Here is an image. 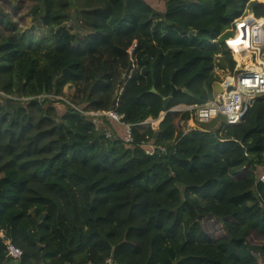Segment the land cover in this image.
Wrapping results in <instances>:
<instances>
[{
  "label": "trees",
  "instance_id": "obj_1",
  "mask_svg": "<svg viewBox=\"0 0 264 264\" xmlns=\"http://www.w3.org/2000/svg\"><path fill=\"white\" fill-rule=\"evenodd\" d=\"M71 4L0 0V264H264V96L215 129L169 111L212 99L217 69L233 75L226 40L250 10L232 45L257 54L239 75L264 72V0H96L75 15L85 34L67 36ZM67 85L129 124L168 112L127 143L60 112Z\"/></svg>",
  "mask_w": 264,
  "mask_h": 264
},
{
  "label": "built area",
  "instance_id": "obj_2",
  "mask_svg": "<svg viewBox=\"0 0 264 264\" xmlns=\"http://www.w3.org/2000/svg\"><path fill=\"white\" fill-rule=\"evenodd\" d=\"M250 15L255 17L253 13L249 14V16ZM249 16L237 23L238 31L240 33L241 32L243 33V31H245L247 37L250 34L248 27H250L252 20H254L251 19L250 21H248ZM233 37L227 39L226 43L232 50H235V48L232 45ZM258 39L260 41L258 42L257 50L259 52V55L260 54L263 55L262 47L264 45V36H259ZM252 54H253L252 57L256 59L257 57L256 52H252ZM233 78L235 80V84L224 87L222 92L214 91L213 98L208 100L207 102L184 106V108H180L179 110L191 111L193 114L192 118L194 119V121H196L197 125L203 123H211L212 121L218 118L220 120H218L216 125H220L221 123H227V124L240 123L243 120V117L245 116L249 107L254 102V100H256L258 97L264 96V72L262 73L258 70H251L242 75H239V73H237V75ZM101 113L102 111H97L92 114L98 115ZM106 114L111 119H114L120 122L121 124L125 125L126 135L124 140L127 143H131L134 139L132 135L133 126L143 127L150 124L149 122H151L150 119L149 120L147 119L137 124H129L124 122L122 120L123 116L118 115L115 111L111 110L108 111ZM188 123L189 120L183 124V127L192 128L188 126ZM105 135L109 138H112L110 135L106 134V132ZM146 147H147V152L150 154H154L157 149V147H155V145H153L152 143L146 144ZM158 149H160L161 151L165 150L164 147H158ZM257 180L259 182L264 183V167L257 174ZM9 251L10 254L14 257H19L22 254L21 250L13 246L9 247Z\"/></svg>",
  "mask_w": 264,
  "mask_h": 264
},
{
  "label": "rangeland",
  "instance_id": "obj_3",
  "mask_svg": "<svg viewBox=\"0 0 264 264\" xmlns=\"http://www.w3.org/2000/svg\"><path fill=\"white\" fill-rule=\"evenodd\" d=\"M95 1L96 0H93L91 2H89V0H87V1L86 0H72L71 10H70L71 19L69 21L65 22L62 25L67 36L75 34V33L78 36H83V34H85L84 30L80 27V24H79L78 20H76V16L75 15H76V12H79L81 9H85L87 7V5L94 4ZM145 1L150 3V5L155 10L165 11V9H166V0H145ZM2 5H4L6 8L11 9L10 6H9L8 1H3ZM249 14H250V11H248V13L244 17V19L246 17H248ZM27 21H28L27 26H29L33 22V20L31 18H28ZM237 30H238V28H237V24H236L235 29H234V35H233L234 37L236 36V31ZM64 39H65V35H64ZM226 46L232 51V55H233L234 59L237 61V66H236L237 68L239 66H242L243 69H246V68H249L250 65L257 66V57H256V59L254 57H252L253 54H252V52H250L248 50L249 48H247V50L249 51V57L250 58L247 61L245 60L247 62V64H246L244 60H241L243 58L241 52H240V57H237L235 55V51L232 50L228 46L227 43H226ZM262 50L264 51V48H262ZM260 57H261L262 60H264V54L263 55L260 54ZM218 58H221V54L218 55ZM251 69H253V68H251ZM216 71L220 75V78L223 80L222 81L223 83L226 82L227 78L230 79L232 77H235L236 74H237V73L236 74L233 73V75H228V76L225 77V74H223V72L220 69H217ZM243 71H245V70H243ZM234 72H235V70H234ZM232 81L235 82L234 78H233ZM76 90H77V87L67 85L65 87V89H64V96H62V97H54L56 99H60L59 102L55 103V105L57 106L59 111L60 112L66 111V108H68L69 106L70 107H75V108L81 110L84 114L88 115L90 117V119L96 121V123L100 126L101 130L106 132V134L110 135L113 138L121 137L122 139H124L125 135H126V127H125V125L121 124L120 122H118V121H116L114 119H111L109 116H107L106 113L108 111H102L101 114L95 115V114H92V113H95L97 111H92V110L91 111H88V110L86 111V110H84L83 107H84V105H86L85 103L84 104L81 103L83 105H81V104L78 105L77 104V102L81 99V93H76ZM79 94H80V96L77 98V95H79ZM184 106H186V105L177 106L175 109L184 108ZM164 114H165V111H163L160 114V116L162 115V118H163ZM150 120H151V122H149L150 124L146 125V127H151L152 129H156L157 130L159 123L154 124V119L150 118ZM218 120H220V119L219 118L215 119L211 123H203L202 126L205 127V128H209V129H215V128H217L216 126H218V125H215L218 122ZM188 126L189 127H198V125L196 124V121H194L193 118H191L189 120ZM207 227L214 229L215 225L212 224L210 222V220L208 219L207 220Z\"/></svg>",
  "mask_w": 264,
  "mask_h": 264
},
{
  "label": "water",
  "instance_id": "obj_4",
  "mask_svg": "<svg viewBox=\"0 0 264 264\" xmlns=\"http://www.w3.org/2000/svg\"><path fill=\"white\" fill-rule=\"evenodd\" d=\"M250 13H253V11L250 10ZM191 33H193V31H192ZM242 68H243L242 66H239V67L236 69L235 73L239 72ZM223 88H224V86H223L222 83H220V82H215V83H214V90H215V91H217V92H222V91H223ZM152 91L156 92V89L153 87V88H152ZM178 91H179V90H177V89L174 88V90H173V94H175V93L178 92ZM167 100H168V99H167ZM173 111H175V110H173ZM162 120H163V119H162Z\"/></svg>",
  "mask_w": 264,
  "mask_h": 264
},
{
  "label": "clouds",
  "instance_id": "obj_5",
  "mask_svg": "<svg viewBox=\"0 0 264 264\" xmlns=\"http://www.w3.org/2000/svg\"><path fill=\"white\" fill-rule=\"evenodd\" d=\"M251 14V13H250ZM256 18V17H255ZM260 19V18H259ZM231 51V50H230ZM232 52V51H231ZM237 62V61H236ZM236 69H237V67H236ZM236 69H235V71H236ZM243 69H241V71H242ZM240 71V72H241ZM240 72H237V73H240ZM235 73V72H234ZM236 74V73H235ZM237 75V74H236ZM220 83H222V84H224L223 82H220ZM215 91V90H214ZM178 106H180V105H178ZM187 106V105H186ZM177 107V106H176ZM176 107H173L172 109H169V111H171V112H177V111H184V110H179V109H175ZM173 110H175V111H173ZM168 111H165V114H164V116L166 115V113H167ZM164 116H163V118H161L160 119V121L158 122L159 124H160V122L162 121V119H164ZM159 118V117H158ZM148 119H150V118H148ZM151 119H153V118H151ZM157 119V118H156ZM159 124H158V127H159Z\"/></svg>",
  "mask_w": 264,
  "mask_h": 264
},
{
  "label": "bare ground",
  "instance_id": "obj_6",
  "mask_svg": "<svg viewBox=\"0 0 264 264\" xmlns=\"http://www.w3.org/2000/svg\"><path fill=\"white\" fill-rule=\"evenodd\" d=\"M241 60H244L245 61L246 59L242 58ZM246 61H245V63L247 64ZM228 85H232V82H231V80L229 78L226 79V82H224L223 86L224 87H227Z\"/></svg>",
  "mask_w": 264,
  "mask_h": 264
},
{
  "label": "crops",
  "instance_id": "obj_7",
  "mask_svg": "<svg viewBox=\"0 0 264 264\" xmlns=\"http://www.w3.org/2000/svg\"><path fill=\"white\" fill-rule=\"evenodd\" d=\"M253 69H257V70H259L258 68H253ZM260 72H261V70H259Z\"/></svg>",
  "mask_w": 264,
  "mask_h": 264
}]
</instances>
